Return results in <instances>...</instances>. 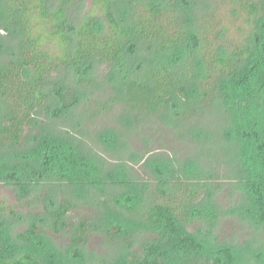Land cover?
I'll use <instances>...</instances> for the list:
<instances>
[{
  "label": "trees",
  "instance_id": "trees-1",
  "mask_svg": "<svg viewBox=\"0 0 264 264\" xmlns=\"http://www.w3.org/2000/svg\"><path fill=\"white\" fill-rule=\"evenodd\" d=\"M76 1L5 0L0 7V27L22 32L15 58L0 64V145L11 152L8 158L0 157V178L28 190L53 181L102 180L104 167L91 159L87 140L67 139L64 135L71 131L63 133L55 123L40 124L41 114L56 119L70 107L67 94L60 90L52 107L55 95L44 85L60 68L72 71L79 85L92 86V76L85 75L88 63H107L120 75L127 64L126 50L136 41L147 44L156 60L142 76H120L119 94L123 91L128 98L119 100L127 103L133 98L154 113L178 106L172 110L176 117L199 113L200 107L221 100L234 120L225 136L238 149L239 165L230 179L235 178L236 188L245 194L246 203L239 209L252 216L254 226L264 225V0H230L235 7L232 15L245 17L251 25L236 45L229 42L227 28H216L219 19L214 11L196 22V0H93V8L103 15L91 10L78 26L68 14ZM127 2H131L130 14L121 16L119 7ZM26 134L27 141L34 143L21 150ZM155 168L165 177L163 186L154 189L143 214L156 236L141 250H130L128 264H170L165 257L170 251L176 264H225V260L234 264L229 259L231 246L215 247L188 231L203 194L207 201L212 198L217 173L195 161L181 168L172 163ZM127 177L110 176V182L130 183ZM104 190L101 187L100 193ZM74 206L62 202L48 210L55 231ZM121 206L138 212L132 204ZM5 211L0 205V214ZM203 212L212 221L217 215L212 203ZM91 228L88 217L80 219L71 244H87ZM1 237L0 264H44L31 252L7 255ZM37 237L34 221L19 239L30 243Z\"/></svg>",
  "mask_w": 264,
  "mask_h": 264
},
{
  "label": "rangeland",
  "instance_id": "rangeland-1",
  "mask_svg": "<svg viewBox=\"0 0 264 264\" xmlns=\"http://www.w3.org/2000/svg\"><path fill=\"white\" fill-rule=\"evenodd\" d=\"M4 2L0 0V7ZM196 2V22L214 11L219 19L216 28H227L230 43L236 45L245 39L251 25L246 24L245 17L232 15L235 8L232 1ZM119 8L123 11L119 12L121 16H128L131 2ZM91 10L96 16L103 15L93 8V0H77L69 6L68 14L78 26ZM21 36L16 27L8 30L0 27V64L15 58ZM126 51L127 64L120 75L107 63L86 65L89 67L85 75L92 76V86L79 85L72 71L60 68L46 80L44 87L55 95L51 99L52 107L58 102L56 90L67 94L70 107L56 119L48 113L41 114L40 124L58 125L63 133L70 130L64 136L75 142L87 140L91 159L102 165L105 172L100 175L101 181H53L40 185L41 189L29 190L0 178V205L6 208L0 214V236L6 254L31 252L44 264H128L129 251L141 250L144 242L156 236L143 214L154 197V189L163 186L164 176L154 171L155 166L172 163L181 168L188 161H195L217 173L214 180L217 187L208 201L203 194L200 211L188 225V231L198 238L204 237L215 247L231 246L234 250L229 259L234 264H264V225L254 226L252 216L239 209L246 203L245 194L236 188L235 178L230 179L239 165L237 146L225 136L234 121L232 116L217 99L200 107L199 113L182 117L172 114L178 106L170 105L166 111L154 113L133 98L127 103L120 101L128 98L123 91L119 94L120 76L124 73L130 77L142 76L156 60L145 43L135 41ZM114 98L118 100L113 101ZM78 122H82L81 127L77 126ZM27 139L28 136L21 150L34 143ZM1 156L8 158L11 152L0 145ZM115 175H127L130 183L110 182V176L116 178ZM101 187L105 189L103 193ZM62 202L75 206L62 219L59 231H55L48 210ZM208 203L216 210L214 221L203 212ZM121 204H132L138 212L126 211ZM85 217L92 224L90 241L74 247L73 232ZM34 221L40 239L25 243L19 236L27 233ZM165 257L170 264H176L173 252Z\"/></svg>",
  "mask_w": 264,
  "mask_h": 264
}]
</instances>
